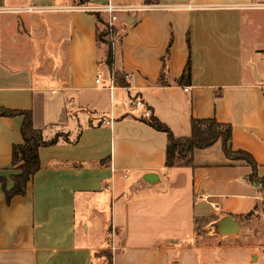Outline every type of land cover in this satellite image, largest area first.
Returning <instances> with one entry per match:
<instances>
[{"label": "crops", "instance_id": "obj_1", "mask_svg": "<svg viewBox=\"0 0 264 264\" xmlns=\"http://www.w3.org/2000/svg\"><path fill=\"white\" fill-rule=\"evenodd\" d=\"M262 2L0 0V106L31 109L46 141L58 135L39 148L25 193L8 199L23 116L0 117V264H264L252 167L221 140L195 149L193 166L166 167L167 133L146 121L178 137L193 117L230 123L233 148L264 176ZM109 3L162 6L121 15L112 66L108 13L91 10ZM111 69L125 86H103ZM228 215L239 232L222 236L215 225Z\"/></svg>", "mask_w": 264, "mask_h": 264}, {"label": "trees", "instance_id": "obj_2", "mask_svg": "<svg viewBox=\"0 0 264 264\" xmlns=\"http://www.w3.org/2000/svg\"><path fill=\"white\" fill-rule=\"evenodd\" d=\"M187 41L190 43L189 35L187 36ZM108 64L110 66L113 64V49L111 43L108 52ZM115 73L116 84L125 86L126 81L124 74L118 71H115ZM190 78L191 60L189 58L185 66V74L181 78V81L189 80ZM16 115L23 116L21 124L23 142L14 144L12 148V166L17 169L19 173L13 176L15 182L14 187L6 191L8 199L15 194L25 193L27 182L41 168L39 148L47 144L56 143L58 140V135L50 141L44 139L42 130L34 127L31 109H12L0 106V117ZM146 121L157 130L167 133L166 167L193 166V153L195 149L210 147L218 140H221L224 152L228 158L245 160L252 167L249 179L257 183L264 192V176H259L258 163L254 156L248 151L241 149L235 150L233 148V127L230 123L220 122L215 117H193L191 119V134L189 136L178 137L174 135L167 124L156 116L152 115L151 118ZM0 182L5 185L4 178L0 177Z\"/></svg>", "mask_w": 264, "mask_h": 264}, {"label": "built area", "instance_id": "obj_3", "mask_svg": "<svg viewBox=\"0 0 264 264\" xmlns=\"http://www.w3.org/2000/svg\"><path fill=\"white\" fill-rule=\"evenodd\" d=\"M261 6L264 7V2L260 3ZM162 6L160 4H150L145 3L139 6L130 5V4H106L101 6L92 7L91 10L93 12L100 13H108V18L104 21V29H103V37L109 39L113 45L115 42L118 31L116 30V25L121 15L124 13L137 12L143 10H151V9H160ZM33 8H30V10ZM104 80V75L99 73L96 82L100 84ZM116 85V73L115 70L111 69L108 76V84H103L104 87H108L109 89H113ZM188 91V87L185 88ZM129 105L136 108L143 105V101L139 98H130L128 101Z\"/></svg>", "mask_w": 264, "mask_h": 264}, {"label": "water", "instance_id": "obj_4", "mask_svg": "<svg viewBox=\"0 0 264 264\" xmlns=\"http://www.w3.org/2000/svg\"><path fill=\"white\" fill-rule=\"evenodd\" d=\"M126 22H129L128 19H125ZM217 233L225 236L228 234H237L239 232V225L232 216H224L218 220L216 223Z\"/></svg>", "mask_w": 264, "mask_h": 264}, {"label": "rangeland", "instance_id": "obj_5", "mask_svg": "<svg viewBox=\"0 0 264 264\" xmlns=\"http://www.w3.org/2000/svg\"><path fill=\"white\" fill-rule=\"evenodd\" d=\"M118 22H120V20ZM103 29H104V26H103ZM116 30H118L117 25H116ZM105 40H107V42H110L109 39L105 38ZM99 254L105 256L107 258V260L110 262V258H111V254H112L110 249H104Z\"/></svg>", "mask_w": 264, "mask_h": 264}]
</instances>
